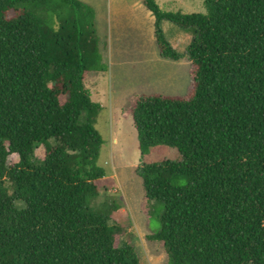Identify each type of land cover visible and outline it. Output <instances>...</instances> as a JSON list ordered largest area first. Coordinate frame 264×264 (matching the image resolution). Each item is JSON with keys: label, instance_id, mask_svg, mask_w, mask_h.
Listing matches in <instances>:
<instances>
[{"label": "trees", "instance_id": "obj_1", "mask_svg": "<svg viewBox=\"0 0 264 264\" xmlns=\"http://www.w3.org/2000/svg\"><path fill=\"white\" fill-rule=\"evenodd\" d=\"M138 1L157 57H185L190 78L183 95H140L121 115L140 158L179 156L136 172L162 206L155 237L169 264H264V0H203V14ZM92 17L79 0H0V264H139L125 227L88 207L105 177L83 88L100 60ZM162 21L190 33L184 54Z\"/></svg>", "mask_w": 264, "mask_h": 264}, {"label": "rangeland", "instance_id": "obj_2", "mask_svg": "<svg viewBox=\"0 0 264 264\" xmlns=\"http://www.w3.org/2000/svg\"><path fill=\"white\" fill-rule=\"evenodd\" d=\"M79 1L92 10L98 40L100 60L92 75L83 82V88L90 101L99 106L93 126L101 138L97 164L105 172L98 195L88 202V207L95 211L106 209L113 222L125 227L120 241L132 245L140 264H148V259L153 257H160L162 264H169L161 242L155 237L162 206L143 198L136 172L141 164L157 163L162 159L175 161L179 156L173 148L157 146L140 158L131 120L121 115L133 98L140 95H183L190 83L188 62L185 57L177 62L159 59L153 37L145 34V25L140 24L143 31L139 33L128 24L132 23L134 14L126 18L123 13L114 23L111 0ZM172 1L157 0L159 9L182 14L204 13L203 0H175L173 4ZM121 6L123 4L119 6L123 9ZM108 8L110 45L106 29ZM139 21L133 20V23L139 24ZM177 52L184 54V51ZM43 154L44 147L39 145L33 152L34 159H42ZM16 161L15 155L7 158L8 164ZM172 184L181 186L184 181L174 180Z\"/></svg>", "mask_w": 264, "mask_h": 264}, {"label": "crops", "instance_id": "obj_3", "mask_svg": "<svg viewBox=\"0 0 264 264\" xmlns=\"http://www.w3.org/2000/svg\"><path fill=\"white\" fill-rule=\"evenodd\" d=\"M112 4H113V21L114 23H116V21L119 19V17H121L120 15H122L124 13L125 17L128 18L129 16H132L133 14L135 15L131 21L132 23H128L130 26L132 25L133 28H135L136 32L141 33L142 27L140 28V24L142 23L143 25H145V34H147V36H152L153 37V18L151 17L150 13L142 6V5H137L139 3H135L137 1L135 0H127V3L125 2V0H111ZM154 2L156 3V5L158 6L159 3L157 2V0H154ZM175 3V0L172 1V4ZM123 4V9H120V5ZM141 4V3H140ZM127 5V6H126ZM141 6V8L139 7ZM159 8V7H158ZM129 12V13H128ZM133 20H140L139 24L138 23H133ZM118 22V21H117ZM110 10L108 8V13H107V24H106V29H107V35L109 37V45H110ZM114 27V24H113ZM162 33L166 39V41L168 42V44L170 45L171 48H173L176 51H184L189 40H190V33L189 32H185V31H181L179 29H177L175 26H173L172 24H170L169 22L166 21H162L160 24ZM138 33V34H139ZM149 38H147V42H148ZM154 40V37H153ZM154 47H155V43ZM156 51V50H155ZM140 264V261H139ZM148 264H162V259L160 257H156V258H149L148 259Z\"/></svg>", "mask_w": 264, "mask_h": 264}]
</instances>
